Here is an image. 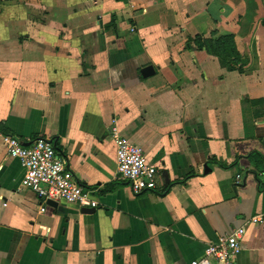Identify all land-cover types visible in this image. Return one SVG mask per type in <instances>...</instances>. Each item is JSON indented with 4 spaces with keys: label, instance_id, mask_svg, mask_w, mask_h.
Listing matches in <instances>:
<instances>
[{
    "label": "crops",
    "instance_id": "1",
    "mask_svg": "<svg viewBox=\"0 0 264 264\" xmlns=\"http://www.w3.org/2000/svg\"><path fill=\"white\" fill-rule=\"evenodd\" d=\"M263 21L264 0H0V264H190L238 226L237 264H264ZM224 35L238 57L196 45ZM112 127L154 190L117 177ZM2 134L53 138L96 207L41 211Z\"/></svg>",
    "mask_w": 264,
    "mask_h": 264
},
{
    "label": "built area",
    "instance_id": "2",
    "mask_svg": "<svg viewBox=\"0 0 264 264\" xmlns=\"http://www.w3.org/2000/svg\"><path fill=\"white\" fill-rule=\"evenodd\" d=\"M111 132L116 146L117 177L128 183L133 194L154 190L157 185L156 167L146 160L142 149L121 136L116 127H112ZM2 142L7 155L19 160L23 171L20 188L30 189L37 195L41 211L48 200L96 207L97 201L91 190L77 181L53 138L40 135L25 142L18 136L2 134ZM239 177V174L235 175L236 182H239ZM250 220L261 223L264 218L255 215ZM243 233L244 228L238 226L217 236L214 242L207 244L204 257L194 259L190 264H237Z\"/></svg>",
    "mask_w": 264,
    "mask_h": 264
},
{
    "label": "trees",
    "instance_id": "3",
    "mask_svg": "<svg viewBox=\"0 0 264 264\" xmlns=\"http://www.w3.org/2000/svg\"><path fill=\"white\" fill-rule=\"evenodd\" d=\"M264 25V21L262 23ZM232 38L229 35H224V37L218 38L215 42L212 39L209 38H201V37H195L196 45L198 47H204L208 52L212 54L218 55L220 58L225 59V56H239L238 53L236 52V49L231 41ZM225 41H228L227 44L225 45ZM224 42V43H223ZM222 46L225 48H222ZM228 64V63H226ZM0 129L4 130L2 128V122H0ZM255 154H252V158H254ZM258 155V154H257ZM257 160H259V157H255Z\"/></svg>",
    "mask_w": 264,
    "mask_h": 264
},
{
    "label": "water",
    "instance_id": "4",
    "mask_svg": "<svg viewBox=\"0 0 264 264\" xmlns=\"http://www.w3.org/2000/svg\"><path fill=\"white\" fill-rule=\"evenodd\" d=\"M47 203H48V204H53V205H54V204H56L57 202L52 201V200H48ZM85 209L88 210V211H89V210H93L92 207H86Z\"/></svg>",
    "mask_w": 264,
    "mask_h": 264
},
{
    "label": "rangeland",
    "instance_id": "5",
    "mask_svg": "<svg viewBox=\"0 0 264 264\" xmlns=\"http://www.w3.org/2000/svg\"><path fill=\"white\" fill-rule=\"evenodd\" d=\"M222 48H225V46L224 47L222 46Z\"/></svg>",
    "mask_w": 264,
    "mask_h": 264
}]
</instances>
